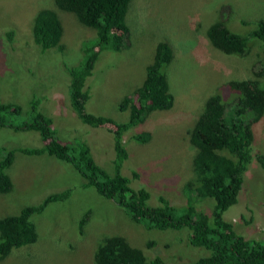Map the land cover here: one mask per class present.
Returning a JSON list of instances; mask_svg holds the SVG:
<instances>
[{
	"label": "rangeland",
	"instance_id": "rangeland-1",
	"mask_svg": "<svg viewBox=\"0 0 264 264\" xmlns=\"http://www.w3.org/2000/svg\"><path fill=\"white\" fill-rule=\"evenodd\" d=\"M51 7H55L53 0H0V98L22 107L19 115L11 117L13 124L29 118L26 111L31 112L30 103L37 99L60 138L86 141L96 163L112 173L117 156L114 138L104 128L79 121L69 103V79L63 71L64 66L81 62V42L95 32L72 13L56 9L64 29V50L41 51L33 40V18L38 10ZM219 17L232 32L248 36L257 22L264 20V0H129L125 13L130 29L128 46L119 52L103 51L89 77L92 88L87 109L125 121L129 112L118 110L120 98L142 84L155 44H170L172 58L163 70L174 105L153 111L123 135L128 156L120 171L131 178L133 188L148 189L152 206L161 205L162 195L173 205L185 203L182 187L193 176L195 152L189 129L209 96L218 93L223 101L232 103L230 99L239 94L230 91L228 80L249 78L257 62L264 59V46L258 39L248 40L244 55L225 54L213 47L206 31ZM7 30H14L11 37ZM252 128L254 156L264 153V114ZM139 132L149 133V140H133ZM40 144L37 131L0 127V149H14L15 158L7 169L13 187L0 193V216L16 214L47 195L67 189L70 193L32 216L37 240L13 249L0 264H96V245L103 236L112 234L125 236L148 258L158 255L166 264L191 261L208 253L189 242L187 228L161 231L133 221L122 207L102 198L69 163L46 154L29 156L17 149ZM214 204L210 197L196 201L204 212H210ZM86 212L87 223L80 226ZM223 216L243 236L264 237V169L255 158L244 173L237 202Z\"/></svg>",
	"mask_w": 264,
	"mask_h": 264
},
{
	"label": "trees",
	"instance_id": "trees-1",
	"mask_svg": "<svg viewBox=\"0 0 264 264\" xmlns=\"http://www.w3.org/2000/svg\"><path fill=\"white\" fill-rule=\"evenodd\" d=\"M131 1V0H130ZM55 7L42 8L33 18L32 34L41 51L56 48L64 50L61 43L63 25L56 9L72 13L76 19L95 34L81 42L83 59L77 65L64 66L69 83L67 95L72 111L81 123L101 127L109 131L116 146L112 173L104 170L92 157L86 141H67L60 138L52 125L50 116L40 109L37 99L31 101L28 119L13 124L11 117L23 110L20 105L3 102L0 98V127L13 130H34L39 133L41 144L37 147L17 148L24 154L52 156L74 167L87 183L92 184L98 194L122 207L131 219L147 228L180 230L187 228L189 242L207 250L206 255L176 264H264V237L247 238L238 233L223 213L237 202L243 176L250 161L255 158L264 169V153L252 155L254 140L253 125L264 114V59L259 60L252 76L241 80H228L230 91L238 93L223 101L217 94L209 96L203 109L189 129V141L195 152L191 161V176L184 182L182 190L185 203L176 206L160 196L161 205L149 203L150 192L145 187L133 188L131 178L120 171L121 162L128 156L123 139L132 126L144 121L153 111L172 108L174 95L169 88L165 71L172 58L170 44L160 41L155 44L152 61L146 66L144 80L140 86L120 98L118 110L129 112L125 121L111 116L90 112V98L95 65L103 51L119 52L128 46V31L125 13L129 0H53ZM14 30L5 33L11 37ZM206 36L213 47L225 54L244 55L248 40L258 39L264 46V20H259L248 36L232 32L225 20L209 25ZM12 39V38H11ZM94 82V77L92 79ZM88 83V84H87ZM38 104V105H37ZM229 107V108H228ZM149 133H135L132 139L139 143L149 140ZM0 193H8L13 187L7 169L13 162L14 149L1 147ZM70 193L47 195L40 203L22 207L16 214L0 216V260L13 249L33 243L38 238L32 216L40 213L53 200ZM213 198L210 212L197 208L198 199ZM89 212L83 214L79 225L87 223ZM125 236L112 234L103 236L94 252L96 264H166L158 255L148 258L143 249L130 243ZM152 244V242L150 243ZM153 245V244H152ZM151 245V246H152ZM150 246V247H151Z\"/></svg>",
	"mask_w": 264,
	"mask_h": 264
}]
</instances>
